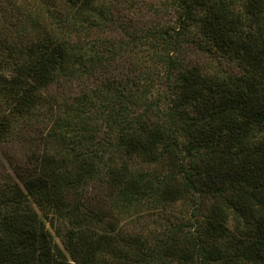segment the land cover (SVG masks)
<instances>
[{
    "label": "trees",
    "instance_id": "16d2710c",
    "mask_svg": "<svg viewBox=\"0 0 264 264\" xmlns=\"http://www.w3.org/2000/svg\"><path fill=\"white\" fill-rule=\"evenodd\" d=\"M141 1L0 0V264H264V0Z\"/></svg>",
    "mask_w": 264,
    "mask_h": 264
},
{
    "label": "rangeland",
    "instance_id": "374dc122",
    "mask_svg": "<svg viewBox=\"0 0 264 264\" xmlns=\"http://www.w3.org/2000/svg\"><path fill=\"white\" fill-rule=\"evenodd\" d=\"M136 7H138V8H141L142 9V11L141 12H147V14L148 15H150V16H153L154 14L151 12V11H148V10H143V3H142V1L141 0H136ZM138 13H134L133 11H131V12H129V13H126V15L127 16H130V15H133V17L135 16V18H136V16L138 17V14H140L141 12L140 11H137ZM149 12H151V13H149ZM125 15V16H126ZM169 15V12L167 13V15H164L163 14V17H167ZM2 155V154H1Z\"/></svg>",
    "mask_w": 264,
    "mask_h": 264
}]
</instances>
